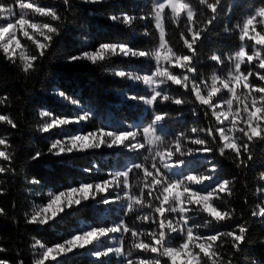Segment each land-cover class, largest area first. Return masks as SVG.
<instances>
[{
  "label": "trees",
  "instance_id": "1",
  "mask_svg": "<svg viewBox=\"0 0 264 264\" xmlns=\"http://www.w3.org/2000/svg\"><path fill=\"white\" fill-rule=\"evenodd\" d=\"M31 2V0H25ZM162 0H102L91 3L86 0H37V5L55 8L61 16L60 21H52L50 17L39 14H28L37 23H51L57 26L59 31L54 36L50 47L44 57L35 63V69L25 74L21 70V62L18 58L12 60L5 57L0 49V115L8 116L16 125L12 127L5 122H0V139L6 143L2 150L9 155V160L0 158V167L5 169L0 172V260L7 264H34V250L36 241L45 246H54L57 242H63L74 232H77L82 224L91 227H111L124 220L129 227L142 232L152 231L150 221L138 220L137 215L151 214L147 199L145 206L127 216L117 206L116 188H110L105 193H98L96 198L82 202L79 206L66 209L48 225L38 226L27 223L26 213L31 212L33 202L44 201L47 192L58 193L69 186H78L80 183H97L106 181L111 173L124 170L128 164L137 161L152 170L153 153L147 148L137 152L123 150L87 151L82 154L55 155L48 152L52 140L59 138L64 132L52 130L47 133L39 131L42 126L41 111H47L58 118H72L83 111H89V117L81 121L73 129L80 128L83 134L97 131L103 128L105 131H121L129 126L137 124L139 127L147 126L153 119V111L144 112L141 101L130 97H145L147 92L127 81V78L115 77L116 70L131 71L134 74H145L152 70L155 61L146 58H125L123 56L112 57L107 62L93 65L90 61L66 63L70 55H78L82 51H94L100 43H127L133 50H152L159 46V34L154 25L155 4ZM197 13L194 19L197 26L205 29L202 38L196 47L194 60L196 71L194 75L198 83H207L211 86V76L214 73L226 75L229 68L227 56L238 50L239 28L243 19L253 13L256 7L261 6V0H221L218 6V16L211 25L206 21L213 14L206 5H200L198 0H188ZM6 7L17 9L14 0H0ZM30 11V10H29ZM165 39L169 46L177 52L190 54L183 46L180 39L183 32L188 39L187 17L181 16L179 25L172 22L171 11L165 10ZM129 15L132 22L124 25L122 20L112 21L111 15ZM231 29L226 32L225 27ZM262 29L258 28V31ZM41 42L43 37H38ZM21 43L27 52L38 55L35 45L27 38H21ZM246 45L254 44L245 41ZM260 47V46H257ZM250 53V47H246ZM213 54L221 55L224 64L220 65L210 60ZM15 61V62H13ZM258 63V62H257ZM249 66L242 68L247 71ZM177 74H184L183 69L171 68ZM255 71L264 73L258 68ZM254 85H264L257 76H250ZM168 88L172 99L157 100L154 104L156 112L167 113L159 132L165 137L161 144L170 143L175 136L183 134L184 144L193 149L208 147L210 152H197L195 155L183 157L184 166L175 169L179 175H207L210 180H205L199 185H192L195 190L206 194L208 190L216 189L218 183L228 180L227 191L220 192L213 202L219 211L232 213L230 219L215 221L207 213L201 211L198 205H191L193 209L189 226L201 235L214 234L235 230L238 234V225L247 228L246 240L241 242L240 251L232 248L230 238L225 237L223 246L218 247V253L223 258L220 264H264V218L253 216V211H258L257 204H263L264 191V139L254 138L250 143L249 153L252 159H248L249 153L241 148L240 159L236 154L225 149L224 155L219 149L223 147L219 132L214 131V139L207 135L208 128H219L211 109L201 106L189 90L182 86L172 85L168 82ZM63 91L67 100L58 101L52 93ZM206 92V89H205ZM204 92V94H205ZM259 96V93H256ZM182 98L184 103L176 105L173 99ZM76 103L73 104L72 101ZM222 101V95L218 94L217 102ZM242 108L243 105L241 104ZM198 115H193V110ZM69 126L68 128H70ZM241 127H244L242 124ZM204 129V131L192 132V129ZM240 137L238 143H247V138L237 132ZM207 141L206 145H195L191 141L195 138ZM144 143L142 137L139 138ZM174 148V144L172 145ZM44 154L37 160H31L35 152ZM142 154V155H141ZM148 157L147 160L144 158ZM180 158L177 157L174 159ZM243 160L246 164H241ZM240 165L239 167L237 165ZM38 181V183L34 182ZM145 179L142 170H133L129 176V191L133 195H140ZM145 193L148 191L144 190ZM41 193V195H37ZM39 197V198H38ZM104 198L112 200L104 204ZM153 203H158L154 201ZM174 215V214H170ZM199 226V227H196ZM125 236V249L131 245V235ZM142 239L150 240L143 236ZM170 244L177 246L181 243V235L172 233L169 237ZM219 243V242H218ZM196 251H199L196 249ZM131 259L137 257L152 259L159 258L162 264H167V258L157 257L151 252H142L132 249ZM202 255V254H201ZM117 264L115 258L107 259V263ZM126 264V261H122ZM45 264H104L102 260H94L81 253H73L56 261H46Z\"/></svg>",
  "mask_w": 264,
  "mask_h": 264
},
{
  "label": "snow or ice",
  "instance_id": "2",
  "mask_svg": "<svg viewBox=\"0 0 264 264\" xmlns=\"http://www.w3.org/2000/svg\"><path fill=\"white\" fill-rule=\"evenodd\" d=\"M86 2L97 3L102 0H86ZM200 5H206L207 9L211 10L212 16L206 21L207 25H211L218 16V6L221 0H198ZM15 6L19 8V13L14 11L12 7H6L0 3V16L6 15L8 22L5 26H0V49H2L6 58L12 60L16 56L19 49V60L21 62V70L28 74L35 69V63L40 58L44 57L46 51L50 47L54 36L58 34V27L51 23H35L31 22L28 12L39 14L43 17H50L52 21H60L61 16L58 11L52 7H42L37 5V0L25 2V0H14ZM65 5L68 0H64ZM166 9L171 11L172 22L179 25L181 23L182 14L187 15V34L191 36L188 39L182 32L180 39L183 41L184 48L190 54L177 52L169 46L165 39V20L168 18ZM155 27L159 31V46L152 50H133L127 43H100L94 51H82L78 55H70L67 57L66 63H75L79 61H90L93 65L101 62H107L112 57L123 56L125 58H146L155 61V66L149 72L141 75L134 74L131 71L116 70L115 77L127 78L137 82L142 81L151 89L149 98L131 96L133 100H140L145 106H148L153 111V119L151 122L142 128L145 143H141L138 139L140 129L137 131L121 130L105 131L103 128L97 131L88 132L86 135L70 134L67 139L56 138L51 141L48 152L60 155L63 153H72L74 151L82 152L89 149H100L102 146L112 148L113 146H124L131 151L145 148L146 144L150 152L154 151L152 157V170L145 167L140 162H132L127 166V170L116 172L112 176V182L104 181L103 184L96 183H80L79 187L69 186L64 191L47 193V202L34 204L31 213H26L27 223L37 224L40 226L48 225L59 214L65 212L73 206H79L82 202H87L90 196L95 199L98 193H105L110 188L119 187L122 183L123 188L128 189L129 176L133 170L140 169L143 171L145 183L140 189V195H133L130 191L125 195L128 200L127 208L124 215L138 211L139 208L145 206L147 199L148 206L151 208V214L145 213L137 215L138 220L150 221L153 225L152 231L142 232L140 230L129 227L121 219L118 224L111 227H96L82 230L79 234H73L70 238L64 239L63 242H57L54 246H45L42 242L36 241L39 245L40 252L38 258L34 260V264H45L46 261H56L57 257L64 254L73 253L74 250H84L86 246H93L90 250V255L96 258L108 257L115 254L116 257L126 261V264H162L159 258H140L131 259L132 249L142 252H151L157 257L167 258V264H220L223 259L218 253V247L223 246L224 238H230L232 248L240 251L241 242L246 240L247 228L244 225H238V234L235 230L227 232H216L209 235H201L194 230V227L189 226L190 216L188 213L193 209L191 205L201 206V211L208 213L215 221H224L232 217V213L228 211H219L214 207L212 199L215 194V189L208 190L206 194H202L199 190H195L192 185H199L205 180H210L207 175H192V174H177L175 169L185 165L186 161L183 157L195 155L199 152H210L212 149L203 147L201 149H193L184 144V135L180 134L167 144H164L161 150V144L164 143L165 137L159 132L163 121L167 117V113L159 114L153 107L158 98L163 101L172 99L168 88V82L172 85L182 86L186 91L189 90V82H191V93L195 96V100L201 106H206L205 117L207 118V109H211V115L216 118L220 124L225 121L230 123V127L225 129L219 127L216 129L208 128L207 135L213 137L214 131L219 132L220 138L223 141V147L219 149L220 154L224 155L225 149L232 150L237 159H240L241 148L245 153H249L250 143L254 138L264 139V85H254L249 79L250 76H257L260 81H264V73L255 71L256 68L264 70V30L258 31L257 25L264 26V0H261V6L256 7L253 13H250L243 19L242 26L237 24L239 28V40L241 44L234 53L227 56L229 68L226 75L214 73L211 76V86L207 83H198L194 77L196 71L194 60L197 55L196 45L201 40L205 31L204 28L197 26V21L194 19L197 13L188 0H162L155 4L153 8ZM16 15L18 18L12 22V17ZM112 21L122 20L124 25H129L132 18L124 14L122 17L111 15ZM259 18V19H258ZM28 29L32 30V34ZM225 31H231L227 26ZM17 32L26 37L38 52V55L25 51V46L17 39ZM38 34L43 37L41 42L34 39V35ZM253 41L254 44L248 46L245 41ZM260 46V47H257ZM246 47H250V53L246 52ZM211 61H215L220 65L224 64V58L221 55L213 54L210 56ZM15 62V61H13ZM258 62V63H257ZM243 65L249 66L247 71L242 68ZM180 68L185 70L184 74H177L171 68ZM222 86V87H221ZM206 89V94H204ZM227 91L228 98L223 101L227 105V111L220 109V104L217 102L218 93L222 90ZM256 93L260 95L257 96ZM55 95L67 100L68 97L63 91L54 92ZM3 103V100H0ZM76 103L75 100L72 101ZM173 103L181 105L184 103L182 98L173 99ZM243 105L241 108L240 105ZM42 117H49V112L42 111ZM193 115L198 113L193 110ZM89 111H83L82 114H77L75 123L87 120ZM223 117V120L221 119ZM239 118V119H238ZM0 122H5L12 127H16L15 123L6 115H0ZM73 121L68 118H58L52 116L50 121L42 124L39 131L47 133L52 129L67 126ZM243 124L244 127H238ZM239 131L243 137L247 138V143H238L240 137H233L230 133ZM204 131V129L193 128L192 132ZM151 137V138H150ZM128 143H125V142ZM6 141L0 139V145H4ZM195 145H206L207 141L202 138H195L191 141ZM174 144V148L173 145ZM155 145V148L152 146ZM44 153L41 151L35 152L31 156V160H37ZM180 158L174 159L177 157ZM0 158L9 160V155L5 151H0ZM145 160L148 157L144 158ZM248 159L252 156L249 153ZM241 164H246L241 160ZM240 166L239 164L237 165ZM5 169L0 167V172ZM123 177L121 181L120 178ZM38 183V181H34ZM229 181L225 180L218 183L217 187L220 192L229 190ZM95 188V191L93 190ZM145 189L148 191L145 193ZM41 195V193H37ZM119 199V197H117ZM158 201V203H153ZM104 204L109 203L108 198L100 201ZM258 211H253V216L264 218V206L257 204ZM0 214H4V210L0 209ZM174 214V215H170ZM199 227V226H196ZM120 233L118 246H108L103 249L95 248L94 242L101 241L102 238H108L109 234ZM130 233L131 245L129 249H125L124 234ZM172 233L181 235V243L177 246L170 244L169 237ZM150 237V240L142 239L143 236ZM116 240L117 237H111ZM219 242V243H218ZM264 243V239L261 240ZM198 249L199 251H196ZM4 249H0L3 251ZM202 254V255H201ZM0 264H7L6 261L0 260ZM22 264V262H21ZM228 264H233L229 260ZM255 264V262H254Z\"/></svg>",
  "mask_w": 264,
  "mask_h": 264
},
{
  "label": "rangeland",
  "instance_id": "3",
  "mask_svg": "<svg viewBox=\"0 0 264 264\" xmlns=\"http://www.w3.org/2000/svg\"><path fill=\"white\" fill-rule=\"evenodd\" d=\"M166 10H167V9H166ZM168 10H170V9H168ZM14 11H15L16 13H19V8L17 7V9L14 10ZM28 14L34 15V13H32L31 11H29ZM182 15H184L185 17H187L186 13H184V14H182ZM16 18H18V16L14 15V16L11 18V19H12V22H14ZM258 19H259V18H258ZM30 20H31V22H35V23H37V22H36L35 20H33L31 17H30ZM7 22H8V17H7L6 15H4V16H0V26H5ZM154 25H155V20H154ZM155 28H156V27H155ZM258 28L264 30V26H262V25H257V30H258ZM156 30H157V29H156ZM28 31H29L30 34H32V30H31V29H28ZM157 31H158V30H157ZM158 34H159V31H158ZM38 37H42V36H39L38 34H35V35H34V39H38ZM21 38H26V37H24L22 34H20L19 32H17V39H18L20 42H21ZM38 40H39V39H38ZM246 41H247V39H246ZM252 42H253V41H252ZM21 44H22V43H21ZM19 51H20V50L17 49L16 56L13 57V58H18V59H19ZM25 51H27V50L25 49ZM243 66H244V65H243ZM127 81L130 82V83L133 84V85H136V86H139V87L143 88V89L147 92V95L145 96V98H149V97H150L151 89H150L147 85H144L142 81L137 82V81L129 80V79H127ZM221 87H222V86H221ZM205 94H206V92H205ZM218 94H219V95H222V101L218 102V103L220 104V109H219V110L227 111V105L224 104L223 101H224L225 99L228 98V95H229V94L227 93L226 89H225V90H222V92H221V93H218ZM52 95H53L58 101H63V100H64L63 98L59 97L58 95H55L54 93H52ZM159 99H160V98H158V100H159ZM141 104H142V107H143L144 112L148 113V112H151V111H152V109L149 108L148 106H145V105L143 104L142 101H141ZM41 112H42V111H41ZM51 117H52V115H49V117H42V116H41V118H42V122L44 123V122H46V121H50ZM76 118H77V116L72 117V118H68L69 120L73 121V123H70V124L67 125V126H62L61 128L52 129V130H60V131L64 132L63 135H61L59 138H61V139H65V140L67 139L68 135H70V134L86 135V134H83V133L81 132L80 128H77L76 130L72 128L73 126H78V125H79V124L75 123ZM215 119H216V118H215ZM221 119L223 120V117H221ZM238 119H239V118H238ZM43 123H42V124H43ZM217 123L219 124V127H224L225 129H227V128H229V127L231 126L230 123H229L228 121H225L223 124H220L218 121H217ZM69 126H71V127L68 128ZM241 126H242V124L238 125V127H241ZM145 127H146V126H145ZM138 128L140 129V134H139V136H138V139H139L140 137H142L143 140H144L143 132H142V128H143V127H139L137 124H135V125H131V126H129L127 130L137 131ZM52 130H50V131H52ZM159 130H160V129H159ZM237 132H239V131L234 130L233 133H230V135H232L233 137H236L235 135H236ZM150 138H151V137H150ZM125 143H128V142L126 141ZM144 143H145V141H144ZM222 144H223V141H222ZM145 147L147 148V151L150 152L149 149H148V145H147V144H146ZM152 147L155 148V145H153ZM101 149H106V150H110V151L123 150V151H128V152H137V153H139V152L142 150V149H138L137 151H131L130 149L125 148L124 146H113L112 148H108V147H106V146H102L100 149H89V150H85V151H82V152L74 151V152H72V153L82 154V153H85V152H87V151H91V152H92V151H99V150H101ZM226 150H228V149H226ZM0 151H3V150H2V145H0ZM72 153H63V154L69 155V154H72ZM150 153H153V155H154V151H153V152H150ZM63 154H60V155H63ZM141 155H142V154H141ZM134 162H137V161H134ZM130 164H131V163H130ZM130 164H128L127 166H129ZM124 170H127V167H126ZM136 170H139V169H136ZM115 173H116V172L111 173V175H110V177L107 179V181H109V182L111 183V182H112V176H113ZM120 180L122 181V180H123V177H121ZM90 183H92L93 185L96 184V183H93V182H90ZM97 183H101V184H103L102 182H97ZM74 187H79V185H78V186H74ZM113 188H116V192H117L116 199H117V197H119V199H117L116 206H117V208H118L120 211H122V212L124 213L125 210H126V208H127V204H128V200H127V197H126L125 193H126V192H129V188H128V189L123 188L122 183H121V185H120L119 187H113ZM113 188H112V189H113ZM92 191H95V188H94V187H93V190H92ZM47 193H48V192H47ZM47 193H46L45 195H43V197L45 198L44 201H35V202H33V205H34V204H40V203H46V202H47V198H48V197H47ZM219 193H220V191H219V189H218V187H217V188L215 189V194H214V197H213V199H212V203L214 202V200H215L216 198H218ZM38 196H39V195H38ZM39 197H40V196H39ZM39 197H38V198H39ZM89 200H93V198L90 196ZM89 200H88V201H89ZM110 202H112V200H109V203H110ZM83 203H84V202H83ZM109 203H108V204H109ZM263 204H264V191H263ZM198 206H199V205H198ZM200 207H201V206H200ZM32 208H33V206H32ZM31 211H32V209H31ZM30 213H31V212H30ZM207 214H208V213H207ZM118 223H119V222H117V224H118ZM115 225H116V224H115ZM115 225H114V226H115ZM38 226H40V225H38ZM90 228H91V226L82 224L81 227L79 228V230H78L77 232H74L73 234H79L80 231H82V230H87V229H90ZM73 234H72V235H73ZM120 235H121L120 233H112V234H109V237H108V238H102L101 241H99V242H94V246H95V248H99V249H103V248H106V247H108V246H118V244H119V239H118V238H119ZM124 235H125V234H124ZM113 236L117 237V239H116V240H112L111 237H113ZM68 238H70V236H69ZM92 247H93V246H86V248H85L84 250H74L73 253H81V254H83L84 256L90 257V258H92V259H94V260H102V261L104 262V264H109V262L107 263V259L115 258V259L118 261L117 264H123V263H122V259L116 257L115 254H111V255L108 256V257H100V258H96V257L91 256V255H90V250H91ZM197 250H198V249H197ZM39 252H40L39 245L36 244V245H35V250H34V260H35L36 258H38V253H39ZM73 253H70V254H73ZM70 254H64V255H62V256H60V257H57V260L60 259V258H62V257H66V256H68V255H70ZM49 261H52V260H49Z\"/></svg>",
  "mask_w": 264,
  "mask_h": 264
}]
</instances>
